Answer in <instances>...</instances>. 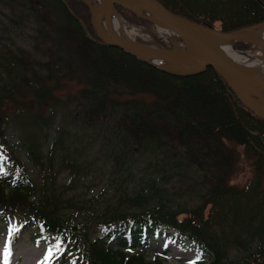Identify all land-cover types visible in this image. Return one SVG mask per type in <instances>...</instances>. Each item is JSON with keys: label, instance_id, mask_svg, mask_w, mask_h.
I'll use <instances>...</instances> for the list:
<instances>
[{"label": "trees", "instance_id": "16d2710c", "mask_svg": "<svg viewBox=\"0 0 264 264\" xmlns=\"http://www.w3.org/2000/svg\"><path fill=\"white\" fill-rule=\"evenodd\" d=\"M158 1L198 25L214 29L219 24L222 33L264 24V0H213L215 6L242 9L237 18L195 13L179 0ZM72 85L78 87L74 93ZM72 106L77 146L65 123ZM17 108L21 122L31 124L18 123L15 133L33 139L32 156L26 157L34 161L36 175L32 182L5 142L6 148H0L6 167L0 175V219L8 214L23 218L9 237V249L18 235L36 227L63 247L51 264H65L69 256L75 257L73 264H163L125 250L143 248L148 236L175 230L180 241L195 245L196 264L209 258L213 264H264V121L239 102L212 67L182 76L105 44L83 0H0L3 138L4 119ZM78 125L92 131L94 142L122 170L135 159L150 165L149 181L128 197L132 205L105 212L100 206H81L84 218L63 216L67 200L54 185L55 170L76 165L71 158L83 144ZM47 142L43 158L39 152ZM241 156L253 161L255 173L244 189L231 183ZM175 182L180 194L195 198L192 205L200 213L190 211L191 204L173 206L168 185ZM181 215L189 218L182 221ZM195 218L198 225L193 226ZM94 224H104V236L118 240V248L107 247L102 238L92 241ZM231 243L241 250L238 261L225 255Z\"/></svg>", "mask_w": 264, "mask_h": 264}, {"label": "rangeland", "instance_id": "374dc122", "mask_svg": "<svg viewBox=\"0 0 264 264\" xmlns=\"http://www.w3.org/2000/svg\"><path fill=\"white\" fill-rule=\"evenodd\" d=\"M84 1L91 8L92 24L95 32L97 33L94 25L95 23L93 22L94 7L97 3V0ZM179 2L184 3L185 6H187L192 12L204 13L205 15L222 14L229 15L232 18H237L243 16L244 13L242 9L237 10L234 7L229 8L227 6L212 5L213 0H193V2L179 0ZM115 7L118 15L121 17L123 24L131 32V41L134 42V45L137 46V48L149 47L168 51H188L186 44L176 34L171 32V36L166 37L159 31V27L157 26L156 22L149 20L150 18L145 19V17H139L133 12L118 5ZM262 26H264V24L257 27ZM219 27V24H216L214 29L209 27L204 28L216 31L219 30ZM257 27H252L245 30L247 31ZM97 37L102 41L98 33ZM233 49L234 51L247 56L252 54L264 56V49L256 46L253 43L240 42L234 45ZM162 61L163 62L158 65L159 67L168 71L179 72V69L174 66L171 61L164 59H162ZM199 66L200 65H198L193 70H196ZM70 89L71 92L74 93L77 91L78 87L72 85ZM21 108L22 106H19V109ZM23 108L27 107L23 106ZM19 109L17 110L18 113H14L13 115L5 117L4 119L5 124L2 125V131L6 135V138L2 137L3 134L0 135V148H3V144L6 142L8 144L7 149L11 151L10 153L12 154V157L14 156L15 160L25 167L28 175H30L31 181L34 182V176L36 175L32 165L34 164V161H30L29 158L26 157L32 156L30 155V150H33V139L28 137L30 136L29 133L24 134V132H22V134H20L17 132V135L15 133V127L18 128L19 126L18 123L23 124L21 119L24 116L22 111ZM7 112L12 113L11 111ZM69 112L70 117L69 119L65 120V123L68 128H71V130H67V135L68 138L73 139L70 141L76 143L77 146V141L74 134L76 127L75 123L73 122L75 120L74 106L71 107ZM30 125L31 124L29 122H25L24 126L29 127ZM79 128L80 131L78 134L79 137L82 138L83 144L80 145L81 150H77V156H73L71 158H74V163L76 162V165L73 164L69 167L60 166L57 170H55L56 177L54 185L59 191H61L62 196L67 200V204L63 209V216L68 221L74 220V218L82 219L85 217L82 214V211L79 209L81 206H100L103 212H105L109 207L112 208L117 206L118 208H126L129 205H132V198L128 197H134L136 192L139 191L143 186V183L149 181L151 176V171L149 169L150 165H147L144 159V161L142 159H135V164H130V169L126 171L122 170L120 166H117V162L113 160L111 156H105L106 153L101 151V144L94 142L93 134L90 129H83L80 126ZM27 138L30 139L28 140ZM41 146L44 152L40 151V156H47V150L49 147L48 142L43 143ZM24 150H26V153ZM241 152L243 153V149ZM57 156H60L58 152ZM44 160L46 161V159ZM124 161L127 160L124 159ZM251 162L253 164V161ZM251 162L246 156H241L238 162H236L237 165L231 180L233 185L239 187L240 189H244L246 185L251 184L254 181L255 173L253 171ZM3 169H6V167L0 163V175L1 172H3ZM4 178L9 177L4 176ZM168 186L170 187V190L173 194V206L177 207L178 204L182 203L191 204L190 211H197V213H200V209L197 208L198 206L194 207L192 205L197 202L195 198L188 197V195L185 193L186 191H183V193L180 194L179 191H177L178 186L176 185V182ZM144 188L147 192L145 184ZM133 206L135 207L136 204H133ZM135 209H137V207H135ZM216 217L217 213L214 215L215 220ZM179 218L183 221L185 218L189 217H187V215H181ZM22 219V216L9 214L0 219V264H42L48 255L49 249L58 244L60 246L59 250L57 251L53 249L54 255L52 256L51 261L54 260L62 251V245L56 237L43 230H39L36 227H29L20 236L18 235L17 243L15 244L14 248H8L9 237L12 235L14 228L21 223ZM198 220L199 218H195L192 225H198ZM93 227V233L91 234L92 241L96 238H102L105 241L106 246L108 245L112 248H118V240L104 236L106 232L100 229L106 228L104 224H94ZM198 234L201 236V231H199ZM144 245L145 246L143 248L140 247L135 249H127L125 250V253L129 256L142 254L145 256L147 262H154L156 260L162 262L163 264H196L197 262L196 256H198V253L195 245L188 241H179V239L175 237L174 230H170L168 233L157 232L154 235L148 236ZM175 249L188 250L190 255L175 257ZM224 250L225 255H228L229 257V260L238 261L242 256V253L240 252L241 250H239L233 243L227 247L225 246ZM75 261V257L69 256L65 264H73ZM206 264H213V259H207Z\"/></svg>", "mask_w": 264, "mask_h": 264}, {"label": "water", "instance_id": "95a60500", "mask_svg": "<svg viewBox=\"0 0 264 264\" xmlns=\"http://www.w3.org/2000/svg\"><path fill=\"white\" fill-rule=\"evenodd\" d=\"M129 4H136L142 7L153 19H149L152 22H159L163 27L176 34L187 46L194 55H199L202 57V63L200 66L193 71H184L182 68L178 67L179 72L168 71L159 67L157 64L147 60L145 56L148 53L155 54L164 60L174 61L176 59L175 53L168 50H160L154 48H134L130 45L120 43L117 41H110L104 38L97 27L95 29L99 34L103 42L109 46L117 47L127 54L138 58L139 60L148 63L156 68L169 73H175L182 76H193L198 75L206 71L208 67H212L226 82L233 94L238 98V100L254 115L264 121V104L255 95H251L246 92L244 84H251L254 86L264 87V79L257 78L242 70L238 65L220 53L215 47L203 40L197 30L192 26L194 24L184 18H181L169 10H167L158 0H124ZM126 8L125 6L119 5ZM127 10L133 12L139 17L133 10L126 8ZM94 22V21H93ZM95 25V24H94ZM199 26V25H198ZM201 27V26H200ZM204 28V27H202ZM207 29V28H204ZM215 35L221 38L233 40V46L240 42L253 43L250 37L245 34L246 30L235 32V33H222L218 31H213ZM264 49V47H261Z\"/></svg>", "mask_w": 264, "mask_h": 264}, {"label": "bare ground", "instance_id": "6f19581e", "mask_svg": "<svg viewBox=\"0 0 264 264\" xmlns=\"http://www.w3.org/2000/svg\"><path fill=\"white\" fill-rule=\"evenodd\" d=\"M116 5L125 6L142 17L153 19L142 7L136 4H129L124 0H97L93 13L95 26L101 35L107 40L117 41L137 48V46L134 45V42L131 41V32L125 27L121 17L117 13ZM156 24L163 35L166 37L171 36L170 30L163 27L159 22H156ZM192 27L199 32L203 40L215 47L220 53L238 65L242 70L254 77L264 79V56L254 54L247 56L240 54L234 51L233 40L218 37L213 34V30L208 28L204 29L202 26L195 25ZM245 34L250 37L253 44L260 48L262 46L264 47V26L247 30ZM172 52H174L176 56V59L172 61V64L177 68H182L184 71H193V69L202 63V57L194 55L190 50L187 52L172 50ZM145 58L157 65H160V63L163 62L161 57L152 53H148ZM244 87L247 93L257 96L264 104V87L254 86L247 83L244 84ZM160 232L167 233L165 231ZM174 251L175 257L190 255L188 250L175 249Z\"/></svg>", "mask_w": 264, "mask_h": 264}, {"label": "snow or ice", "instance_id": "6c2138e0", "mask_svg": "<svg viewBox=\"0 0 264 264\" xmlns=\"http://www.w3.org/2000/svg\"><path fill=\"white\" fill-rule=\"evenodd\" d=\"M59 247L60 246L57 244V245H54L53 248H50L49 251H48V255L45 258V261L42 262V264H51V259H52V256L54 255L53 249L58 251Z\"/></svg>", "mask_w": 264, "mask_h": 264}]
</instances>
